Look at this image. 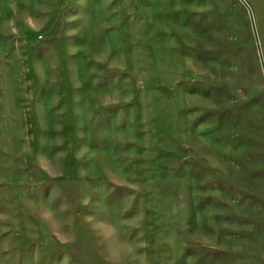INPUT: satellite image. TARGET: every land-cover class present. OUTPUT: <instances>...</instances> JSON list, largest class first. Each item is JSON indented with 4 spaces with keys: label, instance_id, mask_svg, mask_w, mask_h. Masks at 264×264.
Instances as JSON below:
<instances>
[{
    "label": "rangeland",
    "instance_id": "obj_1",
    "mask_svg": "<svg viewBox=\"0 0 264 264\" xmlns=\"http://www.w3.org/2000/svg\"><path fill=\"white\" fill-rule=\"evenodd\" d=\"M0 264H264L239 0H0Z\"/></svg>",
    "mask_w": 264,
    "mask_h": 264
},
{
    "label": "water",
    "instance_id": "obj_2",
    "mask_svg": "<svg viewBox=\"0 0 264 264\" xmlns=\"http://www.w3.org/2000/svg\"><path fill=\"white\" fill-rule=\"evenodd\" d=\"M239 1L243 4V6L248 11V15H249V18H250V23H251V27H252V31H253L256 47H257L259 62H260L261 70H262L263 77H264V60H263V56H262V52H261V48H260L257 32H256V27H255V24H254L253 14H252L250 6L246 3L245 0H239Z\"/></svg>",
    "mask_w": 264,
    "mask_h": 264
}]
</instances>
